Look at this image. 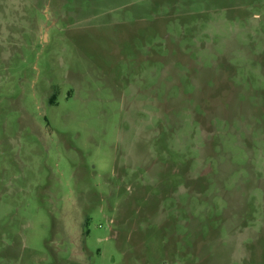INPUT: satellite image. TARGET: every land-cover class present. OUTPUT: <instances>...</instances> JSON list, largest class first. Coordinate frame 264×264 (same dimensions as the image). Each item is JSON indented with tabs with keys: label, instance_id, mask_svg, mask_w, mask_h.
I'll return each mask as SVG.
<instances>
[{
	"label": "rangeland",
	"instance_id": "1",
	"mask_svg": "<svg viewBox=\"0 0 264 264\" xmlns=\"http://www.w3.org/2000/svg\"><path fill=\"white\" fill-rule=\"evenodd\" d=\"M0 264H264V0H0Z\"/></svg>",
	"mask_w": 264,
	"mask_h": 264
}]
</instances>
